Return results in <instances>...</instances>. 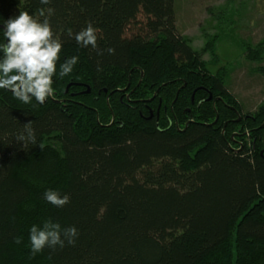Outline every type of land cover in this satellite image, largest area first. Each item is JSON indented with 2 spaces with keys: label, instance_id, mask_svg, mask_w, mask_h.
<instances>
[{
  "label": "trees",
  "instance_id": "trees-1",
  "mask_svg": "<svg viewBox=\"0 0 264 264\" xmlns=\"http://www.w3.org/2000/svg\"><path fill=\"white\" fill-rule=\"evenodd\" d=\"M41 8L80 59L42 105L0 90V264H264V102L244 113L231 71L212 72L220 35L195 49L176 0H0V24ZM88 23L97 49L68 35ZM244 48L264 62V40ZM48 219L76 243L32 255Z\"/></svg>",
  "mask_w": 264,
  "mask_h": 264
},
{
  "label": "clouds",
  "instance_id": "clouds-1",
  "mask_svg": "<svg viewBox=\"0 0 264 264\" xmlns=\"http://www.w3.org/2000/svg\"><path fill=\"white\" fill-rule=\"evenodd\" d=\"M40 4L48 5L51 0H39ZM51 9L41 8L39 15L21 11L18 15L3 19L0 24V90L10 92L12 96L24 105L33 102L42 105L54 97V82L73 73L79 63V56H66L64 42L53 28L48 18ZM98 29L92 23L80 31L73 33L68 30L76 44L82 48H98ZM109 54L115 49L108 48ZM26 133V135H25ZM17 142L26 145L36 143V135L31 123L24 125L23 131L17 135ZM43 199L48 204L63 208L70 203L67 194L61 195L54 189H47ZM78 229L64 228L51 219L42 222V226L33 225L29 230L30 252L36 255L45 248H64L75 245Z\"/></svg>",
  "mask_w": 264,
  "mask_h": 264
},
{
  "label": "rangeland",
  "instance_id": "rangeland-1",
  "mask_svg": "<svg viewBox=\"0 0 264 264\" xmlns=\"http://www.w3.org/2000/svg\"><path fill=\"white\" fill-rule=\"evenodd\" d=\"M176 10L178 30L195 49H203V33L220 35V62L212 72L230 70L227 89L244 113L255 112L264 102V62H249L244 47L264 40V0H176ZM204 59L211 60L209 55Z\"/></svg>",
  "mask_w": 264,
  "mask_h": 264
},
{
  "label": "water",
  "instance_id": "water-1",
  "mask_svg": "<svg viewBox=\"0 0 264 264\" xmlns=\"http://www.w3.org/2000/svg\"><path fill=\"white\" fill-rule=\"evenodd\" d=\"M70 87H71V85H69V86L67 87V92L69 91ZM88 90H89V88H88ZM88 93H90V90L88 91Z\"/></svg>",
  "mask_w": 264,
  "mask_h": 264
}]
</instances>
